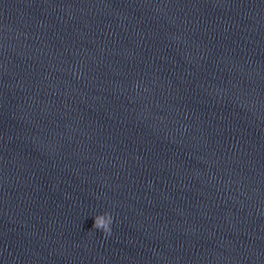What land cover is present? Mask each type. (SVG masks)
<instances>
[{
	"label": "clouds",
	"instance_id": "9594fccd",
	"mask_svg": "<svg viewBox=\"0 0 264 264\" xmlns=\"http://www.w3.org/2000/svg\"><path fill=\"white\" fill-rule=\"evenodd\" d=\"M113 223V218L110 213L105 212L103 214H98L94 219V229L100 230L102 234L107 237L112 233L111 225Z\"/></svg>",
	"mask_w": 264,
	"mask_h": 264
}]
</instances>
